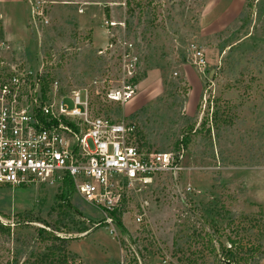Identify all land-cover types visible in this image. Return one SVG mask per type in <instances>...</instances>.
Returning <instances> with one entry per match:
<instances>
[{
    "label": "rangeland",
    "instance_id": "1",
    "mask_svg": "<svg viewBox=\"0 0 264 264\" xmlns=\"http://www.w3.org/2000/svg\"><path fill=\"white\" fill-rule=\"evenodd\" d=\"M44 1L48 26L33 22L28 0H0L13 56L44 65L64 94L84 101L87 89L94 113L132 122L144 151L183 170L131 195L113 215L116 233L64 186L1 188L0 264H219L210 250L229 237L257 247L253 264H264V0ZM124 84L137 88L129 102L104 101Z\"/></svg>",
    "mask_w": 264,
    "mask_h": 264
},
{
    "label": "built area",
    "instance_id": "2",
    "mask_svg": "<svg viewBox=\"0 0 264 264\" xmlns=\"http://www.w3.org/2000/svg\"><path fill=\"white\" fill-rule=\"evenodd\" d=\"M34 23L48 26L47 3L28 0ZM120 56L122 73L132 79L136 58L128 50ZM110 43L109 48H113ZM4 36L0 16V188L31 184L64 186L73 183L80 198L97 209L110 232L116 233L113 215L131 195L143 192L159 174L180 172L171 154L146 152L140 147L135 124L114 121L94 113L91 93L85 89L64 94L58 80L47 79L45 66L35 67L13 56ZM193 65L201 73L206 60L201 50L188 48ZM136 86L105 93L104 101L123 105L136 94ZM69 98L73 108L64 100ZM190 187L187 188L189 192ZM146 216L145 205L135 222ZM120 259L118 264H125ZM74 264H79L75 261Z\"/></svg>",
    "mask_w": 264,
    "mask_h": 264
},
{
    "label": "trees",
    "instance_id": "3",
    "mask_svg": "<svg viewBox=\"0 0 264 264\" xmlns=\"http://www.w3.org/2000/svg\"><path fill=\"white\" fill-rule=\"evenodd\" d=\"M66 192L70 193L75 191L73 183L70 180H66L64 183ZM120 226V224H118ZM44 232V231H43ZM87 229L82 228L79 233H86ZM46 233V232H45ZM48 237L54 239L52 233H46ZM231 239L227 238L226 244H219L218 249L213 248L210 253L216 257L219 264H253L256 261L257 247L245 244L239 238ZM211 244V240H210Z\"/></svg>",
    "mask_w": 264,
    "mask_h": 264
},
{
    "label": "crops",
    "instance_id": "4",
    "mask_svg": "<svg viewBox=\"0 0 264 264\" xmlns=\"http://www.w3.org/2000/svg\"><path fill=\"white\" fill-rule=\"evenodd\" d=\"M4 31H5V26H4ZM183 72H184V75H185L186 79L189 80L188 77H190L191 75L188 76V74H190V73H187L185 70H184ZM198 81H199V80H198ZM199 86H200V89H201V83H200V81H199ZM189 95H190V91H189ZM188 97H189V96H188ZM200 97H201V92H200L199 99H198V101L196 102V105L198 104V102H199V100H200ZM1 188H4V187H1ZM1 188H0V189H1ZM5 188H8V187H5ZM11 189H15V188H11ZM70 249H72L71 246H70ZM85 249H86V248H85ZM86 250H88V251L90 252L89 248H87ZM86 250H85V251H86ZM71 252L79 255L78 252L76 253V252H74V251H72V250H71Z\"/></svg>",
    "mask_w": 264,
    "mask_h": 264
}]
</instances>
